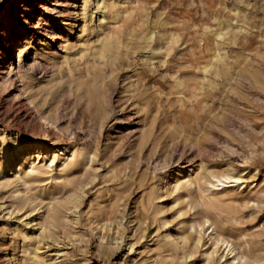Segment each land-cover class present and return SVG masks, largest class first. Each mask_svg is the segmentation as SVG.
I'll list each match as a JSON object with an SVG mask.
<instances>
[{
	"label": "rangeland",
	"instance_id": "374dc122",
	"mask_svg": "<svg viewBox=\"0 0 264 264\" xmlns=\"http://www.w3.org/2000/svg\"><path fill=\"white\" fill-rule=\"evenodd\" d=\"M95 2L0 0V135L10 148L0 155V264H23L36 247L60 264H221L206 259L205 209L159 180L197 164L243 173L239 190L260 185L220 209L228 222L216 231L245 264H264V0H106L103 21ZM105 39L112 56L94 62ZM218 41L223 59L205 72ZM16 135L92 157L49 211L36 193L59 160L23 187L11 175L19 159L7 165Z\"/></svg>",
	"mask_w": 264,
	"mask_h": 264
},
{
	"label": "bare ground",
	"instance_id": "6f19581e",
	"mask_svg": "<svg viewBox=\"0 0 264 264\" xmlns=\"http://www.w3.org/2000/svg\"><path fill=\"white\" fill-rule=\"evenodd\" d=\"M94 7L101 11L100 20H105L107 12L106 0H96V2L94 3ZM83 17H85V15ZM84 28L85 25L83 26V30ZM215 34L217 35V37H221L220 31L216 32ZM24 39L25 41L21 43L18 48L19 57L23 52V45L30 43L31 37L28 35ZM220 44V41L216 42L215 49L214 51H212L209 62H207V64H204L202 67L203 71H208L209 69L215 67L217 63L222 61L223 53ZM111 50V46L109 45V43L106 42L105 39L98 47L94 48L92 54L93 61L96 62L99 60H107L108 57L112 56ZM177 98L179 99V97ZM0 138L2 140V146H0V155H7V152L8 154H10V148L3 147L4 137L0 135ZM18 139V135H16L15 139H12V145L14 146L15 150L12 156L9 158L7 165H9V163H11L13 159H19L15 167L13 168L11 175L12 179L23 187L31 189L32 185L36 181L47 179L48 175H50L54 169L56 160H59L58 171L55 172L54 176L51 175L52 177H48L51 178L52 182L46 186H43L41 188V192H39L38 194L36 193V195H38L41 200H46V210L49 211L53 208L55 201L58 199L60 193L59 188H62L70 183L68 178L69 173H71L74 169L78 168L79 166H82L83 164L85 165L87 161H91L92 157L86 155L83 150L79 147L69 148V146L67 147L66 145H64L59 148V150H56L51 147V149H48L47 147H44V145L41 143L32 144L26 142L27 144L23 145L22 142H20ZM4 149H6L7 151H5ZM243 175V173L236 172L232 168H226L221 171H215L210 170L209 167L206 168L205 165L202 166L197 164L188 165L187 167L173 170L170 179H167V175L159 178L164 192L172 193L183 190L186 198L190 199V201L193 202L194 206L202 207L205 209L206 215L201 221L199 233L203 230V227L205 225H208L210 231L207 234L209 238H213L214 244V250L210 253L205 254L207 260L213 257V254L216 256L217 261H222L221 264H245L248 259L247 253L242 251L240 249V246L233 243L231 240H229V238L223 237L221 233L216 231L217 223L225 225L228 222V219L226 220L225 218H222V210L220 209H222V207L224 206L228 207V204L233 200L234 195L240 194L242 190L251 193L256 192L254 193L255 195H259L262 192L259 187L260 185H258L257 183L253 185V181L248 182L241 190H239L247 181L245 180L247 178H244ZM3 178L5 180H8L5 175H3ZM193 193H195L196 196H193ZM74 208L75 206H73V209ZM208 213H211L213 217H215V219H212L208 215ZM227 213L231 215V217L235 220L237 219L236 215H234L233 212L227 210ZM36 215L38 221L34 224L38 223L40 227H43L46 224L44 214L42 212H38ZM26 223L29 224L30 222L28 221ZM101 226L102 225H100V228ZM26 251L27 253L22 262L23 264H60L56 262V259H54L53 256H49L48 253L43 254L41 251V253L38 252L37 247L33 249H26ZM228 255H231V261H227ZM256 261V264H261L259 260ZM151 264L157 263L153 260Z\"/></svg>",
	"mask_w": 264,
	"mask_h": 264
}]
</instances>
